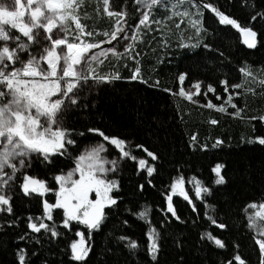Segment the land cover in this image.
I'll return each mask as SVG.
<instances>
[{
  "label": "snow or ice",
  "instance_id": "obj_1",
  "mask_svg": "<svg viewBox=\"0 0 264 264\" xmlns=\"http://www.w3.org/2000/svg\"><path fill=\"white\" fill-rule=\"evenodd\" d=\"M103 2L109 17L115 18V27L111 33L108 31L102 33L106 40H95L99 34L94 30H88V26L82 22L81 11L85 0H10V2L0 0V10L7 9L11 20L7 31L5 26L0 24V212L12 214L9 218L0 219V256L3 257L0 264H33V258L40 256L39 251L30 252L28 248L20 246V242L39 243L38 237L32 234H40L42 231L48 233L50 237H58L60 233L55 224L45 222L53 221L55 209L63 210L62 223L65 228H74L75 222L76 225H83L87 229V239L85 231L77 229L75 235L79 239H74L70 244V259L77 264H84L92 251L89 243L92 233L100 230L109 215L124 202L120 180L109 178L108 175L117 173L118 159L105 160L101 153L106 151V144H110L118 150V157L122 155L124 158L137 160L138 157L128 147L133 143L128 136L134 133L128 130L107 133L97 126L79 131L70 125L67 116L72 111L86 112L94 109L97 105L92 98L93 94L98 96L102 88L115 89L124 80L148 84V80L141 74L140 61L136 59L139 55L135 51L136 44L144 40L141 28L149 33L158 30L163 34L165 28L162 25L166 26L169 20L178 15L181 17V23L187 19L193 35L186 36L185 32L181 31L176 37L177 49L202 48L216 51L222 58L227 59L224 53L219 52L214 46V34L205 26V12H211L218 19L219 25L231 26L238 30L243 38V44L248 49H256L260 44V33L254 26L242 24L213 0H176L171 5V15L160 19L154 18V10L163 8L167 11L169 0H135L136 5H143L147 10L140 12L138 23L134 26L129 25L127 11L112 10L110 0ZM17 6L20 10L12 11ZM177 6L182 7L183 11H176ZM249 6L254 13L250 15L251 21L264 19V0H259V3L258 0H252ZM96 10L99 11V8ZM84 18H89L87 12H84ZM176 27L179 29L180 25L177 24ZM118 37L125 41L122 52L114 46L94 51L101 49L105 43L112 45ZM162 43L165 48L171 46L168 36L164 37ZM109 56L115 59L117 62L115 65L111 61L105 65ZM124 58L134 62L133 70L127 77H123L117 67ZM104 67H108L109 70L104 71ZM240 71L245 77L253 76L250 65L246 64ZM260 71L264 72V66H261ZM189 79L188 70L178 72L179 96L193 103H198L196 97H208L209 94L215 95L217 100H223V96L217 94L218 88L212 84L204 85L206 91H202V83L197 81L191 89L186 90L184 85ZM158 83L157 81L156 84ZM258 83L264 86V79ZM156 84L152 86L156 87ZM218 84L227 94L226 101L217 104L212 99H207L203 107L227 113L229 111L227 106H230L234 110L232 115L241 116L243 110L234 103L235 97L229 89L230 87L236 89V95L239 96V89L243 85L231 84L227 78L218 81ZM246 91L252 92L253 89L248 88ZM250 120L264 121V115L251 116ZM217 123L216 119L211 120L212 125ZM86 133L102 138V142L85 146L82 153L75 158V166L71 170L66 174L54 175V180L59 184L58 190L50 187L45 179L31 174L36 162L54 166L59 157H70V148L77 146L78 138L85 136ZM196 139L195 136L192 137L193 145ZM246 143L264 146V134H258ZM135 146L141 148L153 161L160 159L156 151H149L143 144ZM225 146V141L219 138L211 145L213 149L221 151ZM201 148L207 150L208 145L203 144ZM138 167L146 171L149 178L146 183L149 186L153 185L150 178L157 171L156 164L139 158ZM225 167L223 163H216L211 169L215 175V186L227 185ZM77 173L78 178H75ZM191 182L196 197L213 196L212 189L205 187L201 180L192 177ZM14 187H19L27 196L37 194L42 197L55 191V202L50 203L48 199H44L41 216L28 215L26 218H18L14 214L13 197L6 194L7 190H13ZM137 187L138 191L143 193L145 183H140ZM170 190L166 197L167 213L177 224L186 225L188 222L178 214L173 197L178 194L191 204L193 212L198 210L185 189L183 175L174 178ZM93 192L95 199L90 198ZM207 208L211 209L213 214L205 212V218L210 226L219 232L214 233L211 230L201 232L199 234L201 245L208 242L219 250L227 251L229 238L224 233L230 231L232 218L242 214L247 229L254 233L252 244L256 246L255 250L258 252L254 261L246 260L240 254V245L232 243L235 249L232 257L218 258L213 264H264V202H250L237 212L229 206L228 199L224 198L220 202L207 205ZM125 211L140 219L149 215L147 206L139 212H134L131 208H126ZM22 219H26V228L31 230L30 233L17 234L10 231L18 228ZM120 222L129 225L128 219H122ZM170 223L166 221L161 230L153 227L147 231L145 251L149 264H206V257L190 254L184 233L173 230L169 226ZM117 240L125 243L130 254L137 255L140 246L136 240L124 235L117 237ZM39 264H50V261L43 258Z\"/></svg>",
  "mask_w": 264,
  "mask_h": 264
},
{
  "label": "trees",
  "instance_id": "obj_2",
  "mask_svg": "<svg viewBox=\"0 0 264 264\" xmlns=\"http://www.w3.org/2000/svg\"><path fill=\"white\" fill-rule=\"evenodd\" d=\"M176 0H169V9L154 10V18L160 19L171 15V5ZM218 2L222 10L232 14L239 22L254 26L259 35L260 44L256 49L246 48L240 40L238 30L231 26L219 25L218 19L211 13L205 12V26L214 34L213 44L224 53L222 58L216 51L205 49H177L176 37L181 31L186 36L193 35L187 24V19L181 23L180 16H174L167 22L165 32L162 34L156 30L151 33L141 28L144 40L136 44V59L140 61L141 74L148 84L140 82H128L124 80L120 86L102 88L98 96L93 94L96 107L89 111L76 110L68 114L67 120L75 129L82 131L90 126L101 127L107 133L124 132L128 130L134 135L128 136L133 143L128 147L139 158H145L150 164L155 163L157 171L150 179L153 185L146 183V171L138 167V159L118 157V150L106 144L107 158L118 159V171L111 174V178L119 179L122 185L121 195L124 202L114 210L101 229L94 231L91 236L92 251L84 264H149V258L145 251L147 244V231L150 228L161 230L166 221H170V227L184 233L186 245L190 254L206 257V264H213L218 258H231L235 252L232 243L240 245V254L249 261H254L258 252L252 244L253 232L247 229L244 215H237L233 219L230 231L224 233L229 238L227 251L219 250L210 243L200 244V233L211 230L218 233L219 230L210 226L205 218V212L213 214L207 208L209 204H215L227 198L229 206L239 212L250 202H264V146L246 143L254 139L258 134H264V121H251V116L264 115V86L258 81L264 79V72L260 71L264 66V19L251 21L250 15L254 14L250 8L252 0H213ZM112 10H125L129 14V25H135L140 18L141 5H136L135 0H110ZM259 3V0H258ZM97 7L99 11H97ZM176 11H183L177 6ZM84 12L88 13L87 19ZM82 22L88 26V30H94L97 35L95 40L107 39L102 35L104 31L112 32L115 27V18H110L103 0H85L81 11ZM180 27L177 29L176 25ZM155 28V26H153ZM8 30V28H7ZM170 30V35H169ZM131 35V33H129ZM168 36L170 48H165L162 40ZM94 42V41H93ZM118 51L124 50L125 41H114ZM116 64L114 58L109 56L105 65ZM162 61V62H161ZM247 65L251 66L252 77H245L240 71ZM125 65H127L125 67ZM123 77H127L133 70L134 62L124 58L117 65ZM108 71V67H104ZM188 70L190 79L185 82V89L189 90L192 85L200 81L202 91H206L207 84L218 88L219 95L223 100H217L215 95L208 97L199 96L195 99L198 103L188 101L179 96L178 72ZM227 78L231 84H242L237 96L236 89L230 87L229 91L235 97L234 103L243 111L241 116H234L230 106L227 113H220L216 109L203 107L207 99L214 103H223L227 94L223 92L218 81ZM159 82L156 84V82ZM156 84V87L152 85ZM252 88V92L246 89ZM161 89H171L164 92ZM216 119V125L211 120ZM162 122V123H161ZM155 133V134H153ZM197 139L193 145L192 137ZM123 138V137H122ZM225 141L224 150L211 147L216 139ZM102 142V138L92 133L78 138V145L70 148V157H59L54 166L34 163L31 174L45 179L49 186L54 189V175L63 173L75 166V158L81 154L85 146ZM143 144L149 151H156L160 159L153 161L141 148L135 145ZM207 144L204 150L201 145ZM231 147H228V146ZM216 163L226 165L224 174L227 178L226 186H215V175L211 169ZM183 175L185 189L191 201L196 204L197 212H193L192 206L179 195L173 198V204L182 217L188 223L177 224L166 210V196L170 191V185L174 178ZM192 177L203 182L205 187L213 191V196L205 195L198 198L191 182ZM19 180L17 181V184ZM145 183L143 193L138 191V185ZM223 194V195H222ZM13 197L14 214L18 218H26L28 215L41 216L43 214L42 200L38 195L27 196L19 187L9 190ZM148 207L149 215L143 219L131 215L125 211L131 208L134 212ZM12 214L6 211L0 212V219L9 218ZM58 218L51 224H55L60 235L50 237L42 231L40 234H32L38 237L39 243L20 242V246L32 250H38L39 257L33 258V264H39L40 259L48 258L50 264H77L70 259V241L73 240V230L66 231L58 222L63 218L57 212ZM122 219H128L129 225L121 224ZM195 221V223H193ZM49 223V221L45 220ZM85 230V229H84ZM17 234H23L31 230L26 228V219H22L20 226L14 230ZM124 235L136 240L140 246L137 255H132L125 247L124 242H119L117 237ZM51 253H55L52 256ZM0 259H3L0 256Z\"/></svg>",
  "mask_w": 264,
  "mask_h": 264
},
{
  "label": "rangeland",
  "instance_id": "obj_3",
  "mask_svg": "<svg viewBox=\"0 0 264 264\" xmlns=\"http://www.w3.org/2000/svg\"><path fill=\"white\" fill-rule=\"evenodd\" d=\"M5 2H10V0H5ZM141 8H142V10H145L144 8H143V5H141ZM20 9H19V6H17L16 8H14V9H12V11H14V12H18ZM7 12H8V10L7 9H4V10H0V17H2L1 18V21L2 22H8V23H10L11 24V20L9 19V16H8V14H7ZM129 33H131V31L129 32ZM118 39L120 40V41H123V39H122V37H118ZM115 44L116 43H114V41L112 42V45H108L107 43H105L104 45H102L101 46V49H96V50H94V51H96V52H98V51H100V50H102L103 48H106V47H108V46H114L115 47ZM82 153V152H81ZM101 156L105 159V160H108V161H110L107 157V152L105 151V152H103V153H101ZM106 167H110V165H106ZM75 178H78V173L77 174H75ZM110 178V177H109ZM171 191V190H170ZM6 194H9V190H7V193ZM170 194V193H169ZM63 211V210H62Z\"/></svg>",
  "mask_w": 264,
  "mask_h": 264
}]
</instances>
